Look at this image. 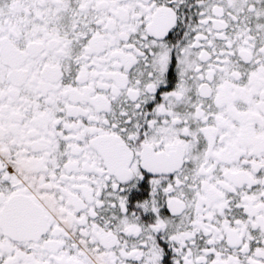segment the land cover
Segmentation results:
<instances>
[{
	"label": "snow or ice",
	"instance_id": "1",
	"mask_svg": "<svg viewBox=\"0 0 264 264\" xmlns=\"http://www.w3.org/2000/svg\"><path fill=\"white\" fill-rule=\"evenodd\" d=\"M0 264H264V0H0Z\"/></svg>",
	"mask_w": 264,
	"mask_h": 264
}]
</instances>
